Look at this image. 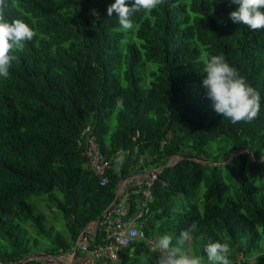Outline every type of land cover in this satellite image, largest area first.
<instances>
[{
    "label": "trees",
    "instance_id": "1",
    "mask_svg": "<svg viewBox=\"0 0 264 264\" xmlns=\"http://www.w3.org/2000/svg\"><path fill=\"white\" fill-rule=\"evenodd\" d=\"M114 2L9 0L8 20L36 36L0 78V261L71 252L121 180L160 169L137 227L142 238L119 248V261L94 264H140L141 253L158 264L147 241L170 234L175 243L182 231L191 236L186 251L206 258L205 245L219 241L231 264H264V160L253 164L264 157V29L233 23L231 0H167L122 30L107 14ZM203 52L222 54L259 92L253 121L234 124L213 110L201 86ZM85 127L109 161L104 186L76 145ZM173 157L180 160L167 166ZM128 195L132 216L139 196ZM42 209L61 216L65 237ZM88 240L89 249L103 246V227Z\"/></svg>",
    "mask_w": 264,
    "mask_h": 264
},
{
    "label": "clouds",
    "instance_id": "2",
    "mask_svg": "<svg viewBox=\"0 0 264 264\" xmlns=\"http://www.w3.org/2000/svg\"><path fill=\"white\" fill-rule=\"evenodd\" d=\"M216 3L215 0H209ZM239 5L238 9L229 14L233 23L243 24L250 30L264 29V0H231ZM167 0H134L129 7L126 0H115L107 8V14L116 13L122 30H132V16L141 10L150 14ZM9 0H0V78L10 76L12 62L17 60V53L25 50L26 43L36 36L35 31L23 20H8ZM203 65L202 88L212 102L217 114L228 118L232 123L251 122L260 111V94L251 87L239 71L230 66L225 57L210 55L203 52L198 58ZM118 109H123V99L116 100ZM126 153H120L113 161L114 171L119 174L124 164ZM191 239L190 233L182 231L173 243V236H159L153 245V251L159 250L161 256L158 264H231L230 248L227 243L210 241L205 245V256L186 251L185 245ZM150 257L141 253L140 264H148Z\"/></svg>",
    "mask_w": 264,
    "mask_h": 264
},
{
    "label": "built area",
    "instance_id": "3",
    "mask_svg": "<svg viewBox=\"0 0 264 264\" xmlns=\"http://www.w3.org/2000/svg\"><path fill=\"white\" fill-rule=\"evenodd\" d=\"M76 145L81 149L90 171L99 176L100 186L106 185L107 178L105 174L109 169V161L106 156L102 154L100 146L89 127H85L80 132L76 139ZM179 160V157H173L167 166L171 167ZM160 172V169H152L132 176V180H134V178L138 180L136 187L133 188L134 191L131 192L139 196L135 213L130 216L128 200L124 199L120 201L116 194L117 201L112 203L108 208L103 222L101 223L104 232V245L89 249L88 239L92 233H89L88 230L85 229L82 232L85 234L78 237L76 241L78 250L90 253L95 256V258H109L114 260L117 258L119 248L127 247L132 242L141 239L142 234L137 230V227L139 222L148 216V207L151 202L150 190L154 181L158 179V174ZM147 244L153 250L154 242L147 241Z\"/></svg>",
    "mask_w": 264,
    "mask_h": 264
},
{
    "label": "rangeland",
    "instance_id": "4",
    "mask_svg": "<svg viewBox=\"0 0 264 264\" xmlns=\"http://www.w3.org/2000/svg\"><path fill=\"white\" fill-rule=\"evenodd\" d=\"M251 160L252 157H251ZM133 178V177H132ZM131 177H129L128 179H126V181H129V190H131V192H133V188L136 187V183L138 182L137 178H134V180H132ZM224 182L226 183L227 186H229V180L227 178L224 179ZM43 207V204L41 205ZM53 211H50V210H44L42 209L39 213H42L43 215H46V220L49 223V221L52 223L54 229L59 232L60 234H62V236L65 237V233L63 231V227H62V223H61V216L55 212L54 216H55V219H53L51 217V213ZM51 225V224H50ZM41 245H45V243H42ZM87 255V256H86ZM86 255H80L79 257H75L74 259H71V252L69 253H63L61 255H58V256H50V257H38L37 259H39L41 262L43 263H46V264H88V258H94L95 259V256H93L92 254L90 253H87L86 252ZM106 258H104L105 260ZM117 261H119V259H117ZM115 261V262H117ZM257 261L254 260V259H251L250 261V264H255ZM94 264V263H93Z\"/></svg>",
    "mask_w": 264,
    "mask_h": 264
},
{
    "label": "water",
    "instance_id": "5",
    "mask_svg": "<svg viewBox=\"0 0 264 264\" xmlns=\"http://www.w3.org/2000/svg\"><path fill=\"white\" fill-rule=\"evenodd\" d=\"M262 160H264V157L260 161L254 162L253 164H257V163L261 162ZM116 201H117V199H115L113 203H115ZM106 213L107 212H105L96 223L92 224L93 226H95V233H96V230L98 229V227H100L101 223L103 222V219H104ZM84 234L85 233L80 234L79 237L83 236ZM77 252H78V248H77V245L75 243V245H74V247L72 248V251H71V259L75 258ZM38 257H50V256L48 254H46V253L35 252V253L29 254L28 256L24 257L22 260L15 261V262H12V261H8V262L7 261H0V264H23L25 261H28V260H31V259H34V258H38Z\"/></svg>",
    "mask_w": 264,
    "mask_h": 264
},
{
    "label": "crops",
    "instance_id": "6",
    "mask_svg": "<svg viewBox=\"0 0 264 264\" xmlns=\"http://www.w3.org/2000/svg\"><path fill=\"white\" fill-rule=\"evenodd\" d=\"M128 191H129V181L121 180L119 182V185H118V188H117V196H118V199L120 201H123L124 199H127L128 200V198H129L128 195H127L128 194ZM86 229L88 230L89 233H92V235H90V237L94 236L95 226H93L92 224H90V225H88L86 227ZM116 259H118V258H116ZM116 259H114V260L117 261ZM87 260H88V264H93L94 261H96V259L90 258V257ZM101 260H104V259H101ZM44 264H46V263H44Z\"/></svg>",
    "mask_w": 264,
    "mask_h": 264
}]
</instances>
